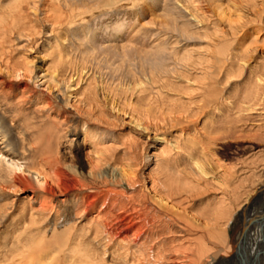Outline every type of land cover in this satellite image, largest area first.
Instances as JSON below:
<instances>
[{
	"label": "bare ground",
	"instance_id": "bare-ground-1",
	"mask_svg": "<svg viewBox=\"0 0 264 264\" xmlns=\"http://www.w3.org/2000/svg\"><path fill=\"white\" fill-rule=\"evenodd\" d=\"M121 1L0 0V264H216L244 246L252 254L243 264H264V58L248 60L264 39V0H177L202 45L137 43L145 57H164L169 43L172 61L105 88L87 72L94 38L73 36L87 40L86 23ZM47 34L37 74L28 54ZM244 67L243 88L229 93ZM103 126L118 129L117 142L101 140ZM146 148L153 164L143 180ZM243 199L254 214L226 248L217 243L227 234L184 216L194 208L211 225Z\"/></svg>",
	"mask_w": 264,
	"mask_h": 264
},
{
	"label": "rangeland",
	"instance_id": "rangeland-1",
	"mask_svg": "<svg viewBox=\"0 0 264 264\" xmlns=\"http://www.w3.org/2000/svg\"><path fill=\"white\" fill-rule=\"evenodd\" d=\"M84 1L90 7L99 8L105 6L104 5L105 1H111V0H84ZM181 5L183 4L181 3ZM113 8L114 9L108 12H104V13L102 12L101 14L97 15L96 17H93L86 23V26H89L91 32V34L87 36L86 38L87 40H85L83 37V36L86 37V34H82V32L80 31H79L80 33L75 31V35L73 36L74 41H80V42L82 41L84 44L88 43L87 41L90 40L89 38H94L92 39L93 41L88 43V46L96 48L95 53L97 56L96 58L93 59L90 58L89 60L90 62L88 61L89 68L87 72L88 74L90 73V75L95 76L98 82H100L99 84L100 85L102 84V86H104L105 88L106 87L112 88L113 84H114L113 87L114 89L118 88V85L120 86L119 88H121L122 85L129 84L131 75L137 74L141 76L142 74L143 76L145 74V76H147V74H149L151 71L154 70L152 69L153 64L163 65L165 64V62L169 64V62L172 61L170 55L172 48L169 45V43L165 44L167 47L166 50H164V52H161L162 56L164 57L161 56L156 57L155 55H153L152 57H145L144 54L146 53L140 54L141 56H139L138 53L133 52L135 51V48L137 46L135 44L137 43H140L139 46L140 45L149 46L150 48L152 46H156V44L161 43L163 42V40H166L167 38L170 37L172 41L176 40L178 42L179 45L177 46H179L180 49L181 48L185 49L188 46V44L191 47L192 46L200 47L202 45V39L197 34V26L196 23L194 22V19L190 16V13H187L183 10V7L181 8L177 0H142L140 4L137 3L135 6L133 0H122ZM260 12H261L259 15L260 20L259 22H257L256 26H258V28H260V30L262 31L258 36V40L264 38V9L260 10ZM164 20H167V26H161V24H163L162 21ZM181 28H186V32L181 31ZM118 30L119 33H117ZM47 36L48 37L46 36L43 37L41 35L38 43L36 44L35 50L33 51L31 50L32 53L28 54L30 60L32 61L33 70L37 74H39L44 67V62H42L41 57L43 55V50L48 45L46 42L48 40H51L50 35L47 34ZM151 36L153 37L151 38V41H149ZM154 39L156 41H154V43L152 44V41ZM150 42L151 44H149ZM165 42L167 43L168 41ZM19 44L24 45L25 41L23 40L19 42ZM76 46H78V44ZM253 47H255V52H254L255 54L253 53L252 54L253 57L251 55V58L248 59L251 65L250 67H253V63L254 66H256L257 64L256 62L264 58V39L262 41H259V43H257V45ZM174 48L177 49L176 46ZM148 68L151 69L149 70ZM248 72H249L248 68L244 67L243 70H241V72L237 73L234 76L235 78L232 77L231 81L228 80L229 82H227L228 84L226 83L227 85L225 84V89L231 94H233L235 89L241 90L244 86L243 84H245V82L247 81ZM115 83H118V85L117 84L115 85ZM64 87L63 90L66 91ZM122 100L123 99L119 98L118 101H122ZM116 130L118 129H112V128L109 129L108 127L103 126V127H97L96 132L99 134L101 140L105 144L109 145V143L117 142V140H115V136L117 135ZM262 135H263L262 138L264 140V134ZM143 151L144 152H143L142 166L139 167L140 169L139 168L136 169H138L141 178L144 180L146 179L145 177L146 174L152 168L151 166L153 164V157L150 156H152L154 150L149 149L148 151L146 150ZM9 158H5V159L9 161L10 160ZM126 158L127 157H123V161ZM10 161L19 164V166H22L23 168L25 166V163H22V161L20 160L15 159ZM104 169L108 171L109 175H114V176L116 175L117 177H119L120 175L118 171L119 169L111 168L110 165L105 166ZM252 181L248 183V186L252 184ZM124 188H126V186H124ZM244 200L246 199H243L239 201V203L237 202L236 204L232 205L231 212L229 213V216L231 215L230 217H226L224 219L219 218L217 223L216 222L211 223L212 226L210 224H209L210 226L209 225L205 226L206 224L204 225L203 222H197V216L195 215L196 213H193L194 208H191L188 211L184 212V216H186L187 217L186 219L192 222L196 219L195 220L196 222L194 221L193 224L199 223L198 225H201L203 229L205 228L204 230H206L207 227H208L207 231L211 230L212 228H216V229L218 228V230H216L217 234L218 233H224L225 235L227 234L226 235L228 237V240L226 237L227 243L226 242L223 243L220 240L217 243L220 247L226 248L230 244L233 245V243L234 244L237 243L241 238V236L244 235L243 233L245 232L246 228L249 227L248 226L249 219L252 217V214H254L253 213L254 211L251 212V210L248 209L249 208L248 204L243 205ZM239 205L244 207H240ZM260 205H262L261 200L259 201L256 207L258 208L260 207ZM231 213L233 214V216ZM257 214L258 213H256V215ZM228 218L230 219L229 222H228ZM227 222L229 224H227ZM215 223L218 225H216ZM9 226H11V223H9ZM250 238H252L253 240V235L250 236ZM4 241L5 240L3 238H0V246L1 244L4 243ZM244 247L241 248V253L238 254L237 260L234 261L232 258H229L228 255L225 254L224 255L225 261L221 262V258H217L215 263L217 262L218 264H239V263L243 264L247 259L251 257L250 254H252L247 246ZM28 260H29L28 258H24V259L16 258L14 260L15 263L12 264H28L29 263ZM229 260L230 262H228ZM56 263L66 264L64 260L61 259H57ZM48 264H53V263H48Z\"/></svg>",
	"mask_w": 264,
	"mask_h": 264
}]
</instances>
